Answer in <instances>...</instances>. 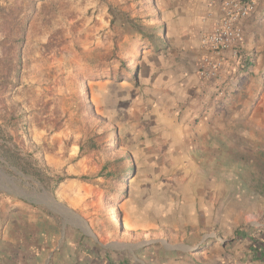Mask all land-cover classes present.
I'll return each mask as SVG.
<instances>
[{"label":"rangeland","instance_id":"1","mask_svg":"<svg viewBox=\"0 0 264 264\" xmlns=\"http://www.w3.org/2000/svg\"><path fill=\"white\" fill-rule=\"evenodd\" d=\"M159 2L0 0V183L5 200L37 199L31 191L38 196L45 188L42 204L61 197L79 213L73 219L88 223L103 238H116L135 181L167 153L160 141L185 134L194 143L192 175H185L190 165H178L155 187L212 191L228 181L232 186L235 179V188H254L248 176L255 166L264 171V163L254 157V144L218 128L223 120L217 108L213 115L207 112L214 100L220 108L229 103L240 86L233 91V78H226L228 54L237 58L231 75L238 67L241 81L251 76L255 57L245 61L244 51L237 56L226 52L221 73L203 78L202 54L190 68L176 53L150 45L158 33ZM178 74H196L200 96L210 97L202 112L188 120L180 97L184 87L165 92L161 87L177 84L167 81ZM170 97L179 99L177 106L170 105ZM178 123L191 130L177 132L172 125ZM212 125L218 126L209 130ZM185 202V196L177 198Z\"/></svg>","mask_w":264,"mask_h":264},{"label":"crops","instance_id":"2","mask_svg":"<svg viewBox=\"0 0 264 264\" xmlns=\"http://www.w3.org/2000/svg\"><path fill=\"white\" fill-rule=\"evenodd\" d=\"M159 5L161 12L155 20L159 22L158 33L150 45L155 50L176 53L193 68L192 60L204 51L201 33L214 26L220 16V4L216 0H160ZM241 26L244 40L240 51H244L245 61L252 56L256 59L251 64L252 74L241 81L237 67L231 75V65L237 58L229 53L225 75L233 78V91L240 86L229 103H222L220 108L214 100L207 113L213 115L217 108L223 120L218 128L238 132V141L243 136L248 139L254 144L255 159L264 163V0L257 3L250 17L241 21ZM195 77L196 74L191 78L178 74L176 79L170 77L167 81L177 84L161 86L164 92L171 86L184 87L180 92L186 93L180 97L186 108L185 120L200 114L210 100L200 96ZM170 98V105L177 106L179 99ZM201 121L198 122L204 125L205 121ZM172 126L177 132L191 130L179 123ZM217 126L212 125L209 130ZM175 136L160 141L167 153L155 158V165L146 176L135 181L127 217L116 238H103L88 223L73 219L79 213L61 197L54 195L53 202L42 204L44 195H48L45 188L38 191V196L31 191L37 199L12 202L10 197L3 198L0 183V264H264V171L257 172L255 166L248 176L249 185L255 184L253 189L235 188V179L229 186L227 175L228 182L215 191L192 188L177 192L161 185L155 187L158 178L176 172L178 165H190L185 175L192 173L193 140L189 134ZM225 142V147L231 148V140ZM181 195L186 202L179 204L177 198Z\"/></svg>","mask_w":264,"mask_h":264},{"label":"built area","instance_id":"3","mask_svg":"<svg viewBox=\"0 0 264 264\" xmlns=\"http://www.w3.org/2000/svg\"><path fill=\"white\" fill-rule=\"evenodd\" d=\"M220 4L218 16L211 31L201 34L203 48L200 74L212 79L221 73L225 53L237 56L244 40L241 21L250 17L260 0H216Z\"/></svg>","mask_w":264,"mask_h":264}]
</instances>
